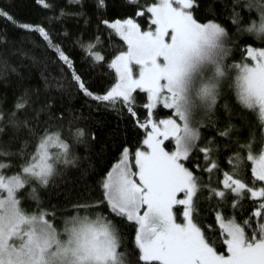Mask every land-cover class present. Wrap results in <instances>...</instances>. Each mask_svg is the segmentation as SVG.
Instances as JSON below:
<instances>
[{
	"label": "snow or ice",
	"instance_id": "snow-or-ice-1",
	"mask_svg": "<svg viewBox=\"0 0 264 264\" xmlns=\"http://www.w3.org/2000/svg\"><path fill=\"white\" fill-rule=\"evenodd\" d=\"M35 5V20L0 9L22 33H0V264H264V0ZM68 43L109 69L102 88ZM99 112L139 134L111 130L97 171Z\"/></svg>",
	"mask_w": 264,
	"mask_h": 264
},
{
	"label": "trees",
	"instance_id": "trees-1",
	"mask_svg": "<svg viewBox=\"0 0 264 264\" xmlns=\"http://www.w3.org/2000/svg\"><path fill=\"white\" fill-rule=\"evenodd\" d=\"M128 3V0H109V13L119 14L123 12H127V8L124 7L125 4ZM0 9H7L11 12L13 16H15L18 20H35L40 18L41 13L39 12L37 6L35 5V0H0ZM65 26L69 30H78L80 25H83V20H80L79 23L72 18L66 19L64 21ZM95 21H93V26ZM7 31L10 36H22V33L13 27V25L7 22L2 16H0V33ZM114 39L119 42L118 38ZM25 47H31V43L25 41ZM68 50L73 54L76 60L77 69L85 75V79L91 78L92 85L96 89H100L104 86V84L108 80V72L104 66L92 68L89 66L87 62H85L80 54L79 49L73 50L71 43H68ZM24 64H28V59L26 58ZM22 71L25 73L26 79L31 84H36L39 81L40 69L37 66L23 67ZM11 94L12 88L11 86L5 88L0 87V93ZM139 99V98H138ZM83 103L82 97H76L75 104L79 105ZM96 120L92 122V127L97 132V144L96 148L99 149L101 144H107L108 149L105 152L104 156H96L95 153V167L96 170L105 168L110 162L108 157L115 156L114 145L115 142L110 138L111 130H114L119 124L123 129L124 126L127 127V138L129 141H132L135 135H138V132L133 131L134 125L132 119L125 114V118L123 120H119L118 116L114 112H99L96 113ZM98 121V122H97ZM253 128L255 130L256 138L259 139L261 135V126L257 120H253L252 122ZM142 131V130H141ZM120 138H124L121 136ZM84 163H87L85 161ZM75 173H69V180L59 182V187H54L51 192L52 202H56V198L59 197L61 200L66 198L65 189L71 188V177H73Z\"/></svg>",
	"mask_w": 264,
	"mask_h": 264
}]
</instances>
